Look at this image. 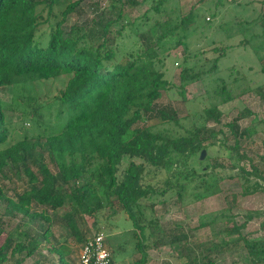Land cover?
<instances>
[{
  "label": "trees",
  "instance_id": "16d2710c",
  "mask_svg": "<svg viewBox=\"0 0 264 264\" xmlns=\"http://www.w3.org/2000/svg\"><path fill=\"white\" fill-rule=\"evenodd\" d=\"M84 1L0 0V173L8 167L28 177V186L15 197L0 190V203L6 204L9 218L8 222L0 218V237L6 235L0 264H24L43 248L56 264H73V248L67 242L52 243L51 225L57 222L71 240L83 245L87 240L80 224L83 218L93 219L97 227L99 216L107 209L117 214V206L133 220L137 213L143 217L137 229L144 239L135 244L140 258L134 264H148V230H162L182 264H198L200 257L213 264L209 260L213 252L242 248L247 264H264V239L249 240L241 233L255 218L252 213L243 224L233 222L224 230L228 240L207 247L193 245L182 227L167 234L143 213L165 205L157 198L168 194L183 207L220 195V184L227 178L217 169L224 165L217 160L210 163L209 157L200 161L201 152L219 142L236 170L228 179H239L241 196L264 194V169L242 149L255 135L264 137V120L241 129L240 120L256 118L243 108L225 125L233 140L228 145L230 137L210 127L222 125L225 112L220 106L202 109L185 128L173 106L159 104L173 86L165 79V62L158 51L169 40L187 49L191 36L211 26L206 11L193 9L174 19L169 13L172 0H108V6L96 2L93 15L66 27L69 16L85 12ZM222 1L215 12L225 6ZM148 2L144 16L135 19L127 13ZM202 17L204 28L199 25ZM254 23H264V10ZM231 49L214 50L218 56L209 72L219 68ZM188 58L177 87L185 101L187 88L209 74L198 63L189 66ZM260 63L264 75V57ZM220 82L223 87L218 84L214 93L220 90L223 103L233 100L226 83ZM56 83L62 87L54 90ZM257 92L264 98V85ZM6 94H11L9 102ZM6 113H19L32 128L26 129L23 122L17 129L6 121ZM124 161L128 166L119 176ZM216 223L217 219L207 221L198 229Z\"/></svg>",
  "mask_w": 264,
  "mask_h": 264
},
{
  "label": "rangeland",
  "instance_id": "374dc122",
  "mask_svg": "<svg viewBox=\"0 0 264 264\" xmlns=\"http://www.w3.org/2000/svg\"><path fill=\"white\" fill-rule=\"evenodd\" d=\"M77 1V0H74ZM142 1V0H136ZM96 2L101 3V7L108 6V0H85L84 13L76 12L69 16L66 27L80 23L85 15H93L92 5ZM225 6L214 11L215 5L219 0H172L170 6L173 8L169 11L170 15L175 19L180 15H186L193 9H200L205 12L206 21L211 23L205 31L199 30L196 34L187 40V49L184 46L175 47L174 41L169 40L159 50V54L164 58L165 79L172 83L171 88L159 101L160 105H171L178 112L181 123L185 128H189L195 114L202 109L209 108L212 105H218L225 112L222 119V125L212 124L210 126L214 131H223L227 137H230L228 145L233 144L229 129L225 126L231 123L243 108L251 110L256 118H246L238 123L241 129L247 128L251 123L264 120V98L258 94L259 86L264 85V75L260 73L262 64L260 58L264 57V23L255 24L264 10V0H223ZM150 3L140 4L136 8L127 10L132 18L138 19L144 16ZM169 6V9H170ZM108 9V8H107ZM216 13V17L211 16ZM153 16V13H151ZM204 15V14H203ZM202 17L199 25L204 28ZM118 24L115 29H119ZM201 28V29H202ZM114 36V34H112ZM222 47H232L225 57L219 62V68L214 72L211 71L214 62L218 56L214 52L215 49ZM188 58L189 66L198 63L201 70L208 71L209 74L202 82L192 84L187 88L186 101L180 95L177 87L179 86V75L183 69L184 60ZM195 59H198L195 61ZM220 80L226 83L227 90L232 96L231 101L223 103L224 98L220 95V90L214 93L217 85H221ZM62 87L61 83H56L55 88ZM220 87H223L222 85ZM6 100H11V94H6ZM190 115L191 119H186ZM6 121L15 124L17 129L21 127L23 122L26 129H31L29 120L21 118L19 113H6ZM19 136L20 132H16ZM219 138H222L221 136ZM264 137L262 133L255 135L251 140L246 142V148L249 157L254 161L255 165L264 169ZM207 154L203 162L209 157L210 163L215 160L224 165V168L217 169V173L226 177L220 184L221 194L205 200L204 202L194 203L187 206H181L175 195L168 194L166 197H158L157 201H166L165 205L158 204L153 211L150 208L145 209V216L149 221L158 222V227H163L165 232L170 235L173 227H182L183 232L189 234L193 245H206L215 242L220 243L228 237L224 234V230L232 227L233 222L237 225L243 224L247 216L252 213L255 218L248 222L246 228L242 230V235L249 240L264 239V194L258 193L249 197H242L241 184L238 178L228 179L229 176L235 175L236 170L231 169V160H229L228 151L220 142L215 146L208 148ZM234 163V162H232ZM205 164V163H204ZM243 165L249 169V163L244 162ZM128 166V162L124 161L119 168V176L123 174ZM28 186V177L20 174L14 169L5 167L0 173V190L4 195L15 197ZM236 197V201L233 197ZM6 204L0 203V218L3 217L7 222L9 218H5ZM36 211H41L40 208ZM117 214L112 215V211L107 209L99 216L98 226H93L94 220L84 217L81 229L84 231L86 238L92 236L99 230H102L106 236V245L113 253L114 259L118 264H134V261L140 258L135 254V244L144 237L141 236V228L138 225L143 224V217L136 214V219L129 218L125 213L121 212L120 207H116ZM51 215L53 213L51 212ZM235 217L231 221V217ZM57 219V218H56ZM106 219H109L106 221ZM217 219L216 225L198 229V227L207 221ZM58 220V219H57ZM155 225V224H154ZM52 243H64L73 248L71 261L73 264H80L79 257L82 249L81 244H77L71 240L69 232L66 228L55 222L51 225ZM137 233V235H135ZM148 233V234H147ZM176 234H179L176 233ZM150 241L148 249V264H182L177 249H172L167 242V236L162 230L150 232ZM6 235L0 237V245L5 240ZM205 250L206 248H202ZM200 249L199 251H203ZM54 257V256H53ZM47 249H42L34 258L28 259L24 264H56ZM210 261L213 264H247L249 262L245 250H231L217 254L213 252ZM198 264H207L202 257L197 259Z\"/></svg>",
  "mask_w": 264,
  "mask_h": 264
},
{
  "label": "built area",
  "instance_id": "2783aa9c",
  "mask_svg": "<svg viewBox=\"0 0 264 264\" xmlns=\"http://www.w3.org/2000/svg\"><path fill=\"white\" fill-rule=\"evenodd\" d=\"M80 264H118L106 245V236L103 231H98L88 237L83 244Z\"/></svg>",
  "mask_w": 264,
  "mask_h": 264
},
{
  "label": "water",
  "instance_id": "95a60500",
  "mask_svg": "<svg viewBox=\"0 0 264 264\" xmlns=\"http://www.w3.org/2000/svg\"><path fill=\"white\" fill-rule=\"evenodd\" d=\"M207 152L205 150H203L201 152V155H200V161H203L205 159V156H206Z\"/></svg>",
  "mask_w": 264,
  "mask_h": 264
}]
</instances>
